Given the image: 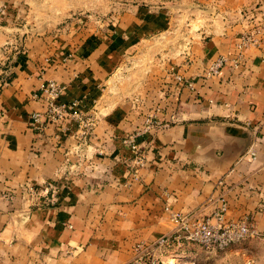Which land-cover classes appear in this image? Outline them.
Returning <instances> with one entry per match:
<instances>
[{"label": "crops", "instance_id": "0c3cea01", "mask_svg": "<svg viewBox=\"0 0 264 264\" xmlns=\"http://www.w3.org/2000/svg\"><path fill=\"white\" fill-rule=\"evenodd\" d=\"M180 1L0 0V264H127L136 242L177 229L170 211L222 205L227 220L251 221L238 250L264 264V34L238 48L264 23V0H222L259 5L256 19L232 16L172 62L134 61L178 35ZM152 66L123 94L112 87L120 69ZM50 80L95 120L88 135L71 119L31 127Z\"/></svg>", "mask_w": 264, "mask_h": 264}, {"label": "built area", "instance_id": "2783aa9c", "mask_svg": "<svg viewBox=\"0 0 264 264\" xmlns=\"http://www.w3.org/2000/svg\"><path fill=\"white\" fill-rule=\"evenodd\" d=\"M259 34H264V23L257 24L254 28L245 33L241 42L238 44L239 49L246 48L250 45L259 44ZM226 58H219L210 68L209 73L214 74L219 71ZM180 82L183 78L177 77ZM193 85L192 82L188 83ZM63 93V87L54 80L42 86L38 94L46 106L44 112H34L31 116V127L35 130H41L44 123L50 122L63 126L68 119L76 120L82 135H88L95 125L92 116H83L78 111V102L66 103L60 101ZM130 145L136 154V169L144 165V158L140 154V148L133 138H130ZM34 192L39 193V188ZM41 189L46 193L54 191L56 185L52 182L47 183ZM50 193V192H49ZM226 206L222 205L219 211L211 215H203L198 212H174L170 211V218L177 225V229L169 234H162L151 241H138L132 246V257L127 264H164V258L175 249H182L185 246L196 244L202 247L205 252L222 251L227 248L241 243L251 237L254 233V227L248 218L239 220H227L225 217Z\"/></svg>", "mask_w": 264, "mask_h": 264}, {"label": "rangeland", "instance_id": "374dc122", "mask_svg": "<svg viewBox=\"0 0 264 264\" xmlns=\"http://www.w3.org/2000/svg\"><path fill=\"white\" fill-rule=\"evenodd\" d=\"M258 6L257 4L253 5V7L249 5L232 11L226 10L228 8H226L225 2L222 0H181L178 5L170 9L173 25H175L173 28L176 29L178 35L166 38L164 43L161 44V47L157 46L156 37L149 46L148 55L143 58H136L134 61L137 62L141 59L150 63H155L157 60L172 62V60H174V55H178L177 51L179 49L183 50L185 44H187V46L188 44L190 45V43L193 44L194 40H197V38L201 39L200 34L210 33V31L216 29L219 25L221 26L222 23H224L225 26H229L228 20H230L232 16L234 19L240 21L255 20L257 12H259ZM8 23H16L18 27H23L25 24V22L22 21H10ZM256 23L263 24L262 19H259ZM190 35L192 36L190 37ZM133 63L134 62H131L128 65H132ZM151 68L154 69H120L114 77L112 87L118 94H123L125 88L130 85L131 78H138L139 80L143 73L146 74L147 72V75H151V73L156 72L155 66ZM238 245L239 243L226 250L207 253L202 247L192 244L182 249L172 250V252L167 254L164 258V264H172L170 261L171 258L178 260L176 264H257L256 257L252 254L253 250H250L251 247L246 246L242 249L243 251H239L238 249L240 248H238ZM257 248L258 251L261 249V247Z\"/></svg>", "mask_w": 264, "mask_h": 264}, {"label": "bare ground", "instance_id": "6f19581e", "mask_svg": "<svg viewBox=\"0 0 264 264\" xmlns=\"http://www.w3.org/2000/svg\"><path fill=\"white\" fill-rule=\"evenodd\" d=\"M170 261H171L172 264H176L178 262V260L174 259V258H171Z\"/></svg>", "mask_w": 264, "mask_h": 264}]
</instances>
